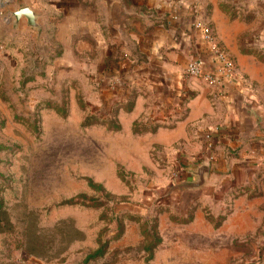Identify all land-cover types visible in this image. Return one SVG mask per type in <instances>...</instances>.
Returning a JSON list of instances; mask_svg holds the SVG:
<instances>
[{
    "label": "rangeland",
    "instance_id": "1",
    "mask_svg": "<svg viewBox=\"0 0 264 264\" xmlns=\"http://www.w3.org/2000/svg\"><path fill=\"white\" fill-rule=\"evenodd\" d=\"M19 1L0 0V264H264L263 172L177 190L194 134L172 92L113 83L74 0L33 4L38 29ZM213 1L233 83L263 96L264 0Z\"/></svg>",
    "mask_w": 264,
    "mask_h": 264
},
{
    "label": "crops",
    "instance_id": "2",
    "mask_svg": "<svg viewBox=\"0 0 264 264\" xmlns=\"http://www.w3.org/2000/svg\"><path fill=\"white\" fill-rule=\"evenodd\" d=\"M74 1L77 6L74 10L84 16V27L92 30L88 35L91 34L93 44L100 48V53L104 52L111 66L117 67L111 73L113 83L157 86L172 92L174 104L170 118L178 127L194 134L189 140L185 138L191 143L185 155L190 165L184 167L180 184L194 180L190 171L202 160L211 166L205 186L212 187L214 181L223 179L233 182L235 188L240 186L241 177L253 181L259 171L263 172L261 181H264V105L259 103L264 95L244 92L241 87L239 90L234 80L220 93L204 81L189 80L184 75L190 58L203 51L200 35L193 25L200 22L215 31L209 24L218 17L213 0ZM57 2L28 0L25 4L38 12L31 7L33 4L51 6ZM88 14L92 15L91 20L86 17ZM120 45L122 52L117 49ZM235 66L236 80L246 70L240 60ZM122 75L123 79H118ZM197 86L200 87L196 90ZM183 92L191 95L185 103L180 97L181 93L184 96ZM207 138L211 142L210 150Z\"/></svg>",
    "mask_w": 264,
    "mask_h": 264
},
{
    "label": "built area",
    "instance_id": "3",
    "mask_svg": "<svg viewBox=\"0 0 264 264\" xmlns=\"http://www.w3.org/2000/svg\"><path fill=\"white\" fill-rule=\"evenodd\" d=\"M193 28L198 31L203 51L190 58L185 65L184 74L193 80H202L209 86L216 88L220 93H224L236 75V66L225 51L215 40V33L206 24L196 23ZM210 139L207 138L206 143ZM212 148L211 142L208 149ZM205 162L202 160L201 163ZM200 163V164H201ZM199 164V165H200ZM264 165V159L262 160Z\"/></svg>",
    "mask_w": 264,
    "mask_h": 264
},
{
    "label": "water",
    "instance_id": "4",
    "mask_svg": "<svg viewBox=\"0 0 264 264\" xmlns=\"http://www.w3.org/2000/svg\"><path fill=\"white\" fill-rule=\"evenodd\" d=\"M15 19V24L17 25L22 18L25 19L26 24L31 29H38L37 25V15L28 7L21 8L12 13ZM210 164L201 163L196 169L191 170L190 174L193 176L194 180L189 183H181L177 186V190H199L205 185L207 176L210 173Z\"/></svg>",
    "mask_w": 264,
    "mask_h": 264
},
{
    "label": "trees",
    "instance_id": "5",
    "mask_svg": "<svg viewBox=\"0 0 264 264\" xmlns=\"http://www.w3.org/2000/svg\"><path fill=\"white\" fill-rule=\"evenodd\" d=\"M92 187H94V188H96V189L99 188V187H95L94 185H93ZM70 203H72V204H76L77 201L72 200V201H70ZM89 203H90V202H89ZM156 245H158V242H156L155 245L151 246V248H149L148 251H149V252H152L153 248H154ZM106 246H107V244H105V245L101 248V250L95 252V253L93 254V256H90V257L88 258V260H90V259H94V258H96V257H98V256L103 255Z\"/></svg>",
    "mask_w": 264,
    "mask_h": 264
}]
</instances>
